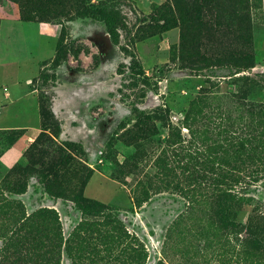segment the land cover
<instances>
[{"label": "rangeland", "instance_id": "1", "mask_svg": "<svg viewBox=\"0 0 264 264\" xmlns=\"http://www.w3.org/2000/svg\"><path fill=\"white\" fill-rule=\"evenodd\" d=\"M263 223L264 0H0V264H264Z\"/></svg>", "mask_w": 264, "mask_h": 264}, {"label": "trees", "instance_id": "2", "mask_svg": "<svg viewBox=\"0 0 264 264\" xmlns=\"http://www.w3.org/2000/svg\"><path fill=\"white\" fill-rule=\"evenodd\" d=\"M108 31H109V33H110V35H111L112 40H113V41H116V33L114 32V28H113V27H109V28H108ZM71 146H78V145L73 144V145H71ZM257 230H258V232H259L262 236H264V223H263V224H259V225L257 226ZM262 242L264 243V239L262 240ZM36 243H38V242L36 241ZM57 246L59 247V244H58ZM3 255L6 256V254H3ZM43 257H44V256H43ZM53 258H54V255H53V254H52V255H49V256H48V259H46V261H48L49 264H50V263H53V262H55V260H54ZM3 262H4L3 264H13L12 260L9 261V262H8L7 260H5V261H3Z\"/></svg>", "mask_w": 264, "mask_h": 264}]
</instances>
